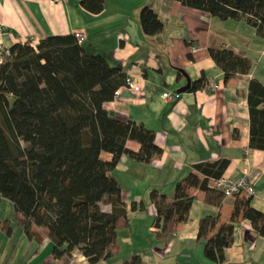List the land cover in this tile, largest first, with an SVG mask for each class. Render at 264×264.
Instances as JSON below:
<instances>
[{
  "label": "crops",
  "instance_id": "crops-1",
  "mask_svg": "<svg viewBox=\"0 0 264 264\" xmlns=\"http://www.w3.org/2000/svg\"><path fill=\"white\" fill-rule=\"evenodd\" d=\"M142 5L150 6L162 20V28L153 35L141 32L138 14ZM84 29L83 45L108 60L119 62L125 76L133 78L138 90L121 85L120 97L104 103L106 109L122 120L143 123L154 130V142L161 152L149 161L121 154L110 171L121 187L126 205L127 223L117 221V229L128 228V249L120 250L117 239L110 255L91 263L78 250L56 257L44 226L32 225L37 235L28 236L15 220L0 218V264H116L131 255L149 264H214L202 252L196 239L200 220L215 219L211 235L229 219L234 196H223L210 181L209 189L190 187L194 194L188 218L169 219L154 224L155 206L149 194H165L171 201L174 183L193 169V164L229 158L223 173L246 174L254 183L253 207L264 213V151L249 147V114L246 102L250 78L264 85V32L244 19H220L208 11L182 4L178 0H104L102 10L91 12L78 0H0V48L15 41L39 38L56 33ZM86 44V45H85ZM226 47L249 59L244 72L227 80L208 53V48ZM195 48V49H193ZM173 66L184 73L177 74ZM204 74L217 83L213 91L205 85L180 92L176 99H165L163 90L176 91L186 77ZM126 146L134 151L140 143L127 138ZM109 160L111 153L101 150ZM135 202V208L131 203ZM141 203V206H138ZM110 209V204L100 202ZM16 212L14 211V217ZM8 223L9 232L2 223ZM222 264H264V236L247 218L233 224L231 243L224 248Z\"/></svg>",
  "mask_w": 264,
  "mask_h": 264
},
{
  "label": "trees",
  "instance_id": "trees-1",
  "mask_svg": "<svg viewBox=\"0 0 264 264\" xmlns=\"http://www.w3.org/2000/svg\"><path fill=\"white\" fill-rule=\"evenodd\" d=\"M178 1L220 19H244L264 32V0ZM78 2L99 12L104 0ZM138 24L147 35L162 28V20L148 5L141 6ZM8 50L0 59V201L5 198L13 203L15 220L28 236L37 235L32 225L46 227L54 256L69 255L76 248L91 263L106 258L116 238L118 219L127 223L121 187L110 171L123 153L142 161L160 153L154 130L106 109L104 103L124 83L125 73L119 62L78 44L73 32L49 34L33 43L18 40ZM208 53L223 71L224 80L250 65L248 58L230 48L209 47ZM173 67L178 75L184 73L181 67ZM206 81L202 73L190 81L187 90L198 89ZM246 102L248 145L264 151V85L256 78L248 80ZM127 138L140 143L137 151L126 146ZM101 150L110 152L111 158L102 159ZM228 163L226 156L195 162L192 170L175 181L171 201L151 190L154 224L186 220L194 199L189 188L209 189V180L219 177ZM250 200L251 195H234L229 219L209 236L214 217L200 220L196 239L214 264H222L239 217L249 219L264 236V213ZM100 202L109 203L110 209H103ZM130 206L135 208V202ZM2 227L9 232L8 223ZM116 264L149 263L134 254Z\"/></svg>",
  "mask_w": 264,
  "mask_h": 264
},
{
  "label": "built area",
  "instance_id": "built-area-1",
  "mask_svg": "<svg viewBox=\"0 0 264 264\" xmlns=\"http://www.w3.org/2000/svg\"><path fill=\"white\" fill-rule=\"evenodd\" d=\"M59 1V0H51ZM75 39L78 44H83L87 38V33L84 29H76L73 31ZM31 43L34 40H30ZM195 49V48H193ZM264 53V49L262 51ZM8 47L0 48V59L3 54H8ZM123 85L128 88L137 91L138 86L134 83V80L130 76H125ZM205 86L213 91L218 89V84L213 80H207ZM121 86L116 88L113 92L112 99L117 100L120 97ZM180 95V92L163 90L161 96L165 99H176ZM214 185L220 190L223 196H234L236 194L254 195L256 192L254 183L250 180L246 174H237L233 176L226 175L222 173L219 177L212 180Z\"/></svg>",
  "mask_w": 264,
  "mask_h": 264
},
{
  "label": "rangeland",
  "instance_id": "rangeland-1",
  "mask_svg": "<svg viewBox=\"0 0 264 264\" xmlns=\"http://www.w3.org/2000/svg\"><path fill=\"white\" fill-rule=\"evenodd\" d=\"M86 45V44H85ZM14 206L13 203L5 198H2L0 201V218H4L5 216L10 218L13 224H15L14 217ZM128 228L122 227L117 229L116 238L122 240L120 242V250L123 251L125 248L128 249V244L130 243V237L128 236Z\"/></svg>",
  "mask_w": 264,
  "mask_h": 264
},
{
  "label": "water",
  "instance_id": "water-1",
  "mask_svg": "<svg viewBox=\"0 0 264 264\" xmlns=\"http://www.w3.org/2000/svg\"><path fill=\"white\" fill-rule=\"evenodd\" d=\"M190 81H191L190 78L187 76L186 77V83L181 85L180 87H178L176 91L177 92H183V91L187 90L189 85H190Z\"/></svg>",
  "mask_w": 264,
  "mask_h": 264
}]
</instances>
